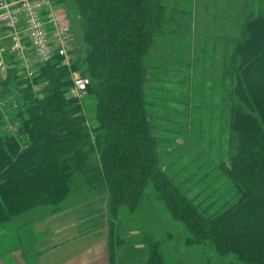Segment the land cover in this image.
<instances>
[{"label":"trees","instance_id":"16d2710c","mask_svg":"<svg viewBox=\"0 0 264 264\" xmlns=\"http://www.w3.org/2000/svg\"><path fill=\"white\" fill-rule=\"evenodd\" d=\"M59 1L77 11L72 69L90 84L84 100L71 98L70 69L58 58L41 68L38 95L16 75L4 82L3 93L15 88L22 96L12 107L17 131L0 111V224L54 214L70 198L106 196L115 264L119 211L136 210L152 187L187 227V246L208 244L220 256L264 264V7L246 13L228 40L217 92L229 113V150L215 159L222 178L206 202L175 178L170 162L169 171L163 166L166 129L149 110V53L161 34L180 29L177 12L161 0ZM144 242L149 264H164L160 242L153 235Z\"/></svg>","mask_w":264,"mask_h":264},{"label":"rangeland","instance_id":"374dc122","mask_svg":"<svg viewBox=\"0 0 264 264\" xmlns=\"http://www.w3.org/2000/svg\"><path fill=\"white\" fill-rule=\"evenodd\" d=\"M161 1L168 9L177 12L181 27L178 31L161 34L158 44L149 53V110L153 123L166 129L161 147L165 154L163 166L169 171L170 162V170L175 178L186 187H193L192 193L197 190L203 192L200 197L208 202L214 186L221 181L218 178H222L221 174L217 175L218 164L215 159L220 161L226 158L229 150V113L220 107L217 92L228 40L239 35L244 15L264 7V0ZM234 2L237 6H233ZM59 19L69 23L74 32L79 23L75 6L63 1ZM189 89L193 90L192 95H197L196 100L188 99ZM4 96L17 100L22 92L11 88ZM85 102L87 110L92 112V99L87 98ZM12 107L9 101L0 107L3 113L1 121L17 131L19 125L15 112H12L15 107ZM207 180L211 185H208ZM90 200L68 199L58 212L41 217L48 220L58 214L44 222L45 228L56 227L61 229L62 236H67L71 233L70 226L87 214L94 213L95 209L91 208H97L104 202L100 199L90 203ZM121 219L127 225L139 227L138 232L143 236L153 235L160 242L164 264H245L233 254L218 255L208 244L187 246V227L173 218L152 187L147 188L136 210L131 211L127 207L121 209L119 221ZM21 223L22 220H12L0 224V249L9 248L10 243H17L15 237L19 236L17 227Z\"/></svg>","mask_w":264,"mask_h":264},{"label":"built area","instance_id":"2783aa9c","mask_svg":"<svg viewBox=\"0 0 264 264\" xmlns=\"http://www.w3.org/2000/svg\"><path fill=\"white\" fill-rule=\"evenodd\" d=\"M62 3L59 0H0V107L9 101L3 85L9 76L24 80L22 88L30 86L36 95L43 85L36 82L41 68L56 58L70 69L72 85L69 96L82 101L90 78L72 69L74 35L69 23L59 19Z\"/></svg>","mask_w":264,"mask_h":264},{"label":"crops","instance_id":"0c3cea01","mask_svg":"<svg viewBox=\"0 0 264 264\" xmlns=\"http://www.w3.org/2000/svg\"><path fill=\"white\" fill-rule=\"evenodd\" d=\"M233 6H237L236 2ZM100 199L104 202L91 208L94 213L70 226L71 233L67 236H62L61 229L44 226L45 221L58 214L48 220L36 218L21 223L17 227L20 230L15 237L17 243L0 249V264H111L107 198L97 197L90 203ZM131 225L119 221L118 215V234L123 243L116 248L115 264H149L145 236L138 232L139 227Z\"/></svg>","mask_w":264,"mask_h":264}]
</instances>
